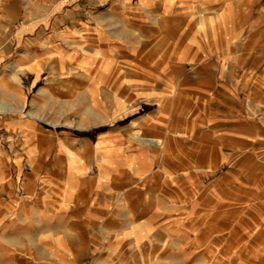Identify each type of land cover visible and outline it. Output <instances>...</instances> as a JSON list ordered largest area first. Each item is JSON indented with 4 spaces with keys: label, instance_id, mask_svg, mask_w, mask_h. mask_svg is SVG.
<instances>
[{
    "label": "crops",
    "instance_id": "1",
    "mask_svg": "<svg viewBox=\"0 0 264 264\" xmlns=\"http://www.w3.org/2000/svg\"><path fill=\"white\" fill-rule=\"evenodd\" d=\"M219 230L264 239V0H0V261L180 264Z\"/></svg>",
    "mask_w": 264,
    "mask_h": 264
},
{
    "label": "rangeland",
    "instance_id": "2",
    "mask_svg": "<svg viewBox=\"0 0 264 264\" xmlns=\"http://www.w3.org/2000/svg\"><path fill=\"white\" fill-rule=\"evenodd\" d=\"M255 217L263 216L260 211L253 212ZM224 223H220L221 229ZM226 227L228 226L225 224ZM227 230H224V232ZM219 230L213 234H204L205 243L202 246L182 248L179 250L187 256V262L180 264H264V239H246L244 243L234 244L227 235ZM241 241V240H240ZM3 255V254H2ZM202 257L203 261H195V258ZM0 264H30L25 262L18 255L11 254L7 262L0 261Z\"/></svg>",
    "mask_w": 264,
    "mask_h": 264
},
{
    "label": "bare ground",
    "instance_id": "3",
    "mask_svg": "<svg viewBox=\"0 0 264 264\" xmlns=\"http://www.w3.org/2000/svg\"><path fill=\"white\" fill-rule=\"evenodd\" d=\"M2 107H3V106H2ZM135 134H136L137 136H140V132H139L138 130L135 131ZM136 135H135V136H136Z\"/></svg>",
    "mask_w": 264,
    "mask_h": 264
},
{
    "label": "built area",
    "instance_id": "4",
    "mask_svg": "<svg viewBox=\"0 0 264 264\" xmlns=\"http://www.w3.org/2000/svg\"><path fill=\"white\" fill-rule=\"evenodd\" d=\"M70 1H74V0H70Z\"/></svg>",
    "mask_w": 264,
    "mask_h": 264
}]
</instances>
